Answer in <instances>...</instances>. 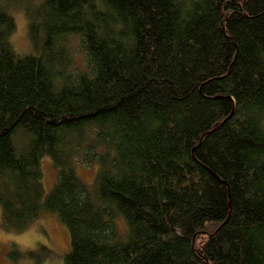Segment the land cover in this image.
Here are the masks:
<instances>
[{"label":"trees","instance_id":"16d2710c","mask_svg":"<svg viewBox=\"0 0 264 264\" xmlns=\"http://www.w3.org/2000/svg\"><path fill=\"white\" fill-rule=\"evenodd\" d=\"M0 207L64 264H264V0H0Z\"/></svg>","mask_w":264,"mask_h":264},{"label":"rangeland","instance_id":"374dc122","mask_svg":"<svg viewBox=\"0 0 264 264\" xmlns=\"http://www.w3.org/2000/svg\"><path fill=\"white\" fill-rule=\"evenodd\" d=\"M16 28L10 36L13 47L19 52H35L28 34L27 17L23 7L11 9ZM77 40V39H76ZM74 39V49L82 61L83 51ZM43 185L48 192L57 180V168L49 155L41 159ZM96 165L78 164L77 172L86 182L93 181ZM0 207V264H64L65 254L70 248L67 225L56 212H43L34 217L23 229H8L2 224ZM120 226H125L121 218ZM125 228V227H124Z\"/></svg>","mask_w":264,"mask_h":264},{"label":"bare ground","instance_id":"6f19581e","mask_svg":"<svg viewBox=\"0 0 264 264\" xmlns=\"http://www.w3.org/2000/svg\"><path fill=\"white\" fill-rule=\"evenodd\" d=\"M27 23H28V21H27ZM28 53H34V52H31V51H30V52H28Z\"/></svg>","mask_w":264,"mask_h":264}]
</instances>
